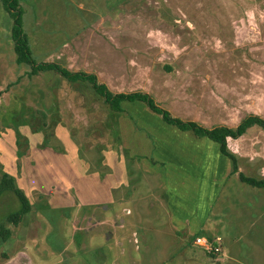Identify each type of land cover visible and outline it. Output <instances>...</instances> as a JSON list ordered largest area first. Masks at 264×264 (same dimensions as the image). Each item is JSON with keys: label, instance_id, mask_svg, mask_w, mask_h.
<instances>
[{"label": "rangeland", "instance_id": "rangeland-1", "mask_svg": "<svg viewBox=\"0 0 264 264\" xmlns=\"http://www.w3.org/2000/svg\"><path fill=\"white\" fill-rule=\"evenodd\" d=\"M20 3L37 62L95 73L115 94L146 92L172 116L207 128H236L251 115L264 119V0ZM12 23L0 2V176L15 177L33 210L18 226L7 224L20 203L11 191L0 196V222L12 230L7 242L0 238V264L23 247L34 264H264V188L240 180V174L264 179V129L258 126L228 140L239 172L231 169L199 230L171 226L159 177L143 172V160L131 159L126 150L127 185L111 195L110 210L77 200L71 208L43 212L49 197L41 192L45 183L81 178L77 163L53 165L61 160L48 156L50 148L79 147L83 156L90 150L88 174L96 173L98 184L112 171L100 167L103 148L149 147L147 136L156 143L154 162L166 171L186 166L193 176V166L212 163L219 146L166 124L143 103L125 102V113L118 114L87 83H70L54 73L30 77L29 66L17 62ZM47 156L56 178L32 183L23 162ZM186 192L195 199L198 190L193 185ZM99 193L110 199L108 188ZM84 214L86 224L80 219ZM75 225L88 230L76 232ZM198 236L220 252L196 246Z\"/></svg>", "mask_w": 264, "mask_h": 264}, {"label": "crops", "instance_id": "crops-1", "mask_svg": "<svg viewBox=\"0 0 264 264\" xmlns=\"http://www.w3.org/2000/svg\"><path fill=\"white\" fill-rule=\"evenodd\" d=\"M146 135L150 138L151 134L147 133ZM146 139L150 143L149 147H145L144 144V147L103 148L102 164L100 167L107 166L112 171L107 175L104 181H99L98 184L96 183L97 181L94 175L96 173L91 175L88 174L89 169L93 166V163L91 162L92 155H90L91 151L89 150L87 152L88 156L85 155V153V156H83L79 147H67V152L57 151V149L55 150L53 148L45 151L49 154L48 156L52 158L56 157L61 160L55 163L53 161V165L55 166L63 167L77 163L80 166L78 176L81 177L78 181H69L66 183L67 185L61 182L60 179L57 183L54 182L52 176L56 178V174L54 173L55 167L50 165V162H47L49 161L48 156L44 158L45 160L41 159L36 161V165L33 160L26 159L22 165L23 173L28 174L29 172L32 174V176H30L32 183L38 185H43L41 180H48L49 178L50 181L51 176L53 181L45 183L48 187L46 186V188L41 189L42 193L49 196L47 202L41 207L43 212L44 210L48 211L49 209L61 210L71 208L76 204L77 200L83 204V206L104 204V209H106L107 206V210H110L111 205L115 202L111 195H114L115 192L123 189L124 186L127 185V181L124 179L125 175L128 177L125 171L127 156H125L124 152L126 150L130 152H128V154L131 159L143 160L141 165L143 172L152 177H159V180L165 189V193L168 196L165 204L167 207L166 216L169 218L171 226L175 227L177 230H184L187 232L188 230L196 231L201 227H204L215 204L220 199L227 183L229 182V173H231L230 171L232 169L231 163L228 161L229 159L225 157L219 149L213 162L208 163L206 167H202V165L200 167L193 166L194 168L191 169L193 176L190 174L189 170L186 169V166L184 167L185 169H180L178 166H172L168 167V170L166 171L156 161L154 162L152 160L153 158L156 159V143H153L151 139L147 138V136ZM58 162H60V165H58ZM41 174L43 176H40ZM113 176L118 178H114ZM116 179H119V181H116ZM193 185H195L198 190L195 199L189 197L186 192V188L190 189ZM107 188L109 191V200L104 195L100 196L99 193L100 191H106ZM24 191L30 200L25 189ZM260 194L263 195L262 193ZM175 195L177 197H175ZM103 196L106 197L103 198L104 200H102ZM97 198H101L99 199L100 202L99 200L96 201ZM190 209H194L193 213ZM80 219L84 220V224H86L88 223L89 215L85 216L84 214ZM77 229L79 231L88 230L87 227L82 228L75 225V231L79 232ZM12 253L13 255L11 254L5 258L2 264H34V261L25 252V247L18 252L13 251Z\"/></svg>", "mask_w": 264, "mask_h": 264}, {"label": "trees", "instance_id": "trees-1", "mask_svg": "<svg viewBox=\"0 0 264 264\" xmlns=\"http://www.w3.org/2000/svg\"><path fill=\"white\" fill-rule=\"evenodd\" d=\"M4 10L12 19L11 37L14 43V50L17 56V62L29 66L30 77L37 76L42 73H54L62 77L70 83H87L91 88L103 98L104 102L110 107L114 113H125L123 103L140 102L145 104L150 111L159 115L162 120L182 132H191L196 137L207 138L219 146L220 152L227 157L232 164V172L238 173V158L229 150L228 140L239 139L246 134V132L258 126L264 129V119L251 115L244 120L236 128L227 126H217L214 128H207L195 121L182 120L159 106L154 98L146 92L133 93H113L108 86L99 81L95 73H88L84 71H71L56 62H37L32 55L29 38L23 29V9L20 0H0ZM130 116V115H129ZM133 121L134 119L130 117ZM240 180L252 187L264 188V179H255L240 174ZM13 192L19 200V209L7 217L6 223L18 226L23 222L24 218L33 210V206L25 194L17 184L15 177L4 172L0 176V196L6 192ZM12 237V230L7 227L4 222H0V238L5 243Z\"/></svg>", "mask_w": 264, "mask_h": 264}, {"label": "built area", "instance_id": "built-area-1", "mask_svg": "<svg viewBox=\"0 0 264 264\" xmlns=\"http://www.w3.org/2000/svg\"><path fill=\"white\" fill-rule=\"evenodd\" d=\"M194 244L198 247L204 248L206 251L210 253L220 252V249L217 245H214L212 242H210L207 238L203 236L196 237Z\"/></svg>", "mask_w": 264, "mask_h": 264}]
</instances>
